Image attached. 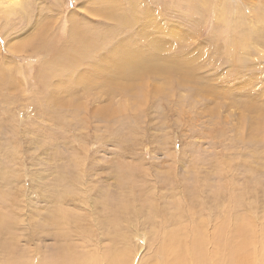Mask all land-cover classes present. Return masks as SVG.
I'll return each instance as SVG.
<instances>
[{
    "label": "rangeland",
    "instance_id": "1",
    "mask_svg": "<svg viewBox=\"0 0 264 264\" xmlns=\"http://www.w3.org/2000/svg\"><path fill=\"white\" fill-rule=\"evenodd\" d=\"M130 1L0 0V209L18 223L0 236L9 244L0 246L1 264L12 256L47 264L71 248L80 259L107 260L118 242L130 252L126 264L134 254V264L145 254L143 264H156V244H147L149 207L173 212L171 228L175 199L189 227L209 217L213 230L223 204L235 223L250 217L257 230L264 226V0H138L157 12L171 41L163 57L192 69L187 85L175 84L180 69L171 82L140 79L144 65L132 75L117 68L127 50ZM84 31L93 46L73 61L79 67L67 79L71 71L56 51L78 57ZM43 41L49 49H38ZM108 65L114 83L106 87L80 75ZM58 85L72 90L58 92ZM105 104L113 112L107 118L96 110ZM184 188L200 205L189 208ZM61 211L82 218L81 227L70 220L76 232L66 237L53 227L44 232L41 224Z\"/></svg>",
    "mask_w": 264,
    "mask_h": 264
},
{
    "label": "bare ground",
    "instance_id": "2",
    "mask_svg": "<svg viewBox=\"0 0 264 264\" xmlns=\"http://www.w3.org/2000/svg\"><path fill=\"white\" fill-rule=\"evenodd\" d=\"M127 15H128V19L126 22L127 23L126 28H127V32H128V37L125 40L127 50L122 55H119L118 58H116V59L123 61L122 65H119L120 67L118 65H116L117 68L130 70L129 73L132 75V73H133L132 69L135 68V65H144V69L140 74V79H144V77L146 75H152V76H157L158 79L164 78V80H165L168 78V80H171V82H173V80L175 79V77H174L175 73H176L175 70L176 69L182 70L181 65L184 64L185 61L180 62L179 61L180 59L176 58L175 56L173 57V56L164 55V57H163L164 49L166 47L169 49L172 48L171 47L172 44H171V41L169 39H167V37H166L165 29L163 28L161 23L158 21L157 12L153 8H151L150 4L147 2L143 5L142 8H140L138 0H131L129 3V6L127 7ZM107 16L108 17L112 16V13H109ZM172 43H173V41H172ZM77 44H78L77 49H80V53L77 55L78 57H76L74 59H73V55H70V53H67L64 51H59V50L56 51L59 54L58 61H62L65 64L64 65L65 68H66V65H68L67 69L69 71H71V73H70L67 70L68 73H70L69 74L70 77L67 76L66 77L67 79L68 78L72 79L71 76L73 75L74 72H77L76 69L79 67V65H72L73 61L85 59L86 57L84 56V51L89 50L93 46V41L91 39V36L87 32L84 31L78 35ZM10 46L12 48H15L16 50H18V48L16 47L15 44L11 43ZM173 46H174V44H173ZM37 47H38V49H43V50L49 49V45L44 41L41 42L40 45H38ZM10 51H12V50L10 49ZM182 58H183V56H182ZM58 64L61 65L60 62ZM111 66L112 65L106 66V68L104 69L106 71H99L98 73H93V74L90 73L89 75H87L86 69L83 68L84 70L82 69L83 71L80 72V75L87 76L84 78L88 81V83L95 82V83L100 84L101 85L100 87H102V86L106 87V85H109L110 82L114 83V80L112 79V75L110 74V71H109V68ZM196 66H198V65H196ZM113 67H115V65H113ZM190 70H191V72L187 71V69L182 70L185 78L179 77L178 80H175V82H176L175 84L176 85H182V83H183V84L187 85L188 84L187 79H189V77L192 76L191 75L192 69L190 68ZM45 73H46V71H45ZM1 76L5 77V75H1ZM56 76H58V73L53 75L52 77H56ZM6 78H8V77H6ZM80 78H81V76H78L76 80L78 81L79 84H82ZM10 79H12V78H10ZM0 81H1V77H0ZM7 81L8 80H6V82ZM12 81H14V80L12 79ZM123 82H128V80H124ZM7 84H9V83L7 82ZM127 85L129 86L132 84H126L123 86L124 90H128V92H129L132 88L130 87L128 89ZM0 86H2V85H0ZM6 88H8V86ZM157 88H158V86H157ZM55 90L58 92L65 91V90L70 91V90H72V87L70 88V85H69V88L67 86L62 87L61 85H58L55 88ZM104 92L111 95V92L109 91V89L104 91ZM216 92H219V91H216ZM108 107L105 104L104 106H102L100 108L98 107L96 110L101 113L102 117L107 118L109 115L113 114V112L109 111ZM250 110H253V108L252 109L250 108ZM258 110L256 111L257 113L255 112L254 114H258ZM263 110H264V108H263ZM262 113H264V111ZM262 115H264V114H261V116ZM258 116H260V115H258ZM248 117H250V116L248 115ZM250 118H252V117H250ZM254 118H256V117L254 116ZM257 119L258 118H256V120ZM246 122H247V124H249L248 123L249 121L246 120ZM263 122H264V119H263ZM251 123H253V121ZM260 125H261V122H260ZM253 127L256 128L257 126L256 127L253 126ZM253 127H252V129H254ZM256 133H257V131H256ZM255 135H253V136L251 135V136L254 137ZM245 139L247 140V138H245ZM126 175H127V173H126ZM197 178L201 180L203 177L199 178L197 176ZM224 178H225V176H224ZM200 183H199V185H200ZM195 184H197V183H195ZM202 184H205V183L202 182ZM182 191H183V198L186 199L185 202H187V204H189V208L194 207L195 205H200V202L202 200L200 197H198L197 201L189 202V200H188V197H190V200H191V197H193V198L196 197L195 195L192 194V188H184V189H182ZM214 193H216V192H214ZM222 194H224V193H222ZM185 195H187L188 197L186 196L187 198H185ZM173 202H175L174 203L175 206H173L172 208L176 212V216L173 218V220L171 222V224L173 225V226H171V228H169V226H167V224L170 222V219H167V215L173 214V212H171L170 210L163 209L164 210L163 211L161 209L162 211H158V207L156 208L157 210L155 208L149 207L150 210L152 209L153 211L149 210L150 214L149 213H148L149 215L147 214L148 215V217H147L148 222H150L154 225L152 228V231L150 233L148 232L150 243H147V244H150V246H149L150 248L152 247L151 245L156 244L155 245L156 249L154 252L155 253L154 258L157 260L156 264H264V226H260L259 230H257L258 224L256 223L255 219L252 220L250 217L248 219L239 218V219H237V222L235 223L234 219H232L233 218L232 215L227 214V211L230 207L227 208L228 205L223 204V205H221V211L224 214V216L221 218V220H219L217 225L213 224L214 225L213 230L209 225V223H210L209 217H205L204 219L200 218L201 219V220L199 219L200 225L197 224V226L194 225L193 227H189V224L187 223V218H188L187 216L188 215L184 213L183 207L181 206L180 202L177 199H175ZM157 204H159V201H157ZM150 206H151V203H150ZM217 207H218V205H217ZM160 208H161V206H160ZM126 210H128V209H126ZM143 210H144V208H143ZM194 210L195 209H192L190 211V213L192 214ZM215 210H217V209H215ZM84 211H86V210H84ZM154 211L157 213L154 214ZM123 212H125V211H123ZM151 212H153V215ZM200 212H202V211H200ZM84 213H87V212H84ZM219 213H221V212H219ZM179 214H180V216H179ZM171 215H170V217H171ZM193 215H195V214H193ZM49 216H51V215H49ZM68 216L70 219H68ZM185 217H187V218H185ZM70 220H76L78 225L81 227L80 223H81V221H83V219L77 218L76 216H71L70 214H66L65 211H61L59 213L58 219L54 218L53 220H50V221L45 220V222H43L41 224V227L44 230V232H45V230H47V228L53 227V228L57 229V232H59V235L66 237V236L72 234L73 231L76 232V229L75 230L73 229V231H71L69 229ZM229 220H231V222ZM150 223H149V225H151ZM15 224L16 225L18 224L15 221V219L13 220V218H12L9 220L8 217L6 216V212H3L0 209V236L5 235L4 232H6V231H8L9 233H12L13 228H14L13 225H15ZM248 227H252V229H248ZM82 231L81 232L83 233V235H85V233L90 232V227L87 229H82ZM60 232H62V233L60 234ZM142 235L143 234L140 232L137 234V237L141 239ZM125 238H126V236L122 237L123 240ZM123 240H122V242H123ZM153 243H155V244H153ZM121 244L123 245V244H125V242L121 243ZM8 245L9 244H1L0 243L1 248L2 247H8ZM126 245H127V243H126ZM115 247L111 248L112 253L109 257L107 256L108 257L107 260H101L97 257L92 256V255H90V256L85 255L84 258L82 257V259H80V258H78V255L75 252L76 249L71 248V249H68L66 251L63 250L61 253L57 254L56 257L49 259L47 264H126L127 259L124 257V253L129 254V256H130L129 250L126 248V246L124 249H122V246H120L119 242H118V245ZM139 248H138V250H139ZM67 252H68V255H66ZM145 256H146V254L141 256V259H140L141 263L139 262L138 264H143ZM134 261H135V254H134L133 258H130V264H134ZM39 262L40 261H38L37 263L31 262L24 257L12 256L11 258H8L5 261V263H3V262L2 263L3 264H39ZM128 264H129V262H128Z\"/></svg>",
    "mask_w": 264,
    "mask_h": 264
}]
</instances>
